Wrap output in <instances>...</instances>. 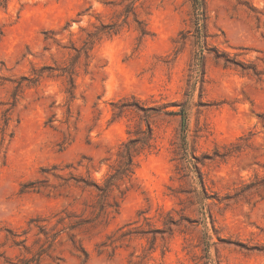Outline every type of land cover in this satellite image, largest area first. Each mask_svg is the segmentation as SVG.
I'll return each instance as SVG.
<instances>
[{"label":"rangeland","instance_id":"rangeland-1","mask_svg":"<svg viewBox=\"0 0 264 264\" xmlns=\"http://www.w3.org/2000/svg\"><path fill=\"white\" fill-rule=\"evenodd\" d=\"M206 1L205 75L190 96L196 50L187 0L137 4L149 36L141 39L130 22L118 35L103 37L77 63L71 103L61 78L23 83L0 134V264H264V186L234 199L241 185L264 177V0ZM120 3L0 0V126L16 82L32 69L70 61L90 25L115 20ZM180 32L187 36L183 42ZM45 34L55 43L45 41ZM67 107L71 118L65 124ZM149 108L161 111L146 117L141 110ZM181 109L184 127L179 115L164 113ZM119 110L124 112L118 117ZM145 122L155 150L140 158L118 215L106 225L69 233L88 251V260L66 234L42 247L35 226L51 235L87 218L90 202L87 192L46 187L55 181L43 183L42 171L67 166L61 174L100 181L118 146ZM32 182L43 187L23 191ZM167 215L177 222L174 233L158 235L149 252L151 234L143 232L162 228ZM121 228L131 234L116 244L113 256L98 254L96 245L107 236L116 239Z\"/></svg>","mask_w":264,"mask_h":264},{"label":"trees","instance_id":"trees-1","mask_svg":"<svg viewBox=\"0 0 264 264\" xmlns=\"http://www.w3.org/2000/svg\"><path fill=\"white\" fill-rule=\"evenodd\" d=\"M144 0H121L119 4L120 12L115 16V20L110 21L109 23L99 22L98 26L91 24L90 26L93 30L86 31L85 38L81 41V46L75 48V55L68 61L66 64L56 67L43 66L39 69H32L30 77H22L18 82L14 92L12 93V102L10 103L11 107L4 110L1 114V126L0 134L4 137L5 132L11 122V109L15 106L17 102V93L23 87V83H26L25 86L30 87L38 84V82L46 78H61L64 82V94L66 96V102L71 103L75 100V90H76V76H77V63L79 59L83 56L85 59H88L89 52L93 47L98 44L103 37H112L118 35L124 28L128 27L130 22L135 25V31L139 34V37L145 38L149 36V31L146 28V25L142 20L139 19L137 13V4H142ZM191 8V26L190 31L188 32L189 37L192 41V46L196 50L194 55V61L190 68V74L188 75L187 80V90L188 96L195 92L198 85H202L203 78L205 75L204 69V54L208 53V33H207V1L206 0H187ZM180 42H183L186 39V34L180 32L179 34ZM45 41L51 40L55 43V40L52 37H48L45 34ZM215 59L224 58L223 54H215ZM225 64L232 63V60L224 58ZM234 65L239 66L242 72L251 73V75L259 78L260 73L249 66L239 65L234 62ZM146 114V117L149 115L158 114L161 110L156 108H149V110H141ZM124 110H119L115 115L120 116ZM166 115H179L181 117V126H185V111L178 110V112H164ZM69 118H71L70 108H66V119L65 124L68 123ZM50 123L53 120H49ZM155 150L154 134L151 125L149 122H145L144 127H138L133 133H129V138L121 143L114 155L111 156V163L107 166V171L103 175L100 181H96L90 176L86 177H75L71 172L66 176L61 174L64 169H68L67 166L57 170L52 168L50 171L43 170L42 173L46 175V180L43 183H48L49 178H52L55 183L49 184L46 187H49L53 191L58 189H74L79 190L84 193L87 192L90 195V202L87 205L89 209V216L84 219L77 220L73 223H68L66 226H63L62 229L57 232L49 235L45 226L38 225L35 226L38 229V235L44 237L45 244L53 242L62 234H66L69 238V241L73 245V248L76 252L80 253L84 260H88L89 253L83 248L80 244L77 245L73 236H69V233L74 230H80L82 228H92L100 224H108L116 215H118L120 210V205L124 200L126 194L131 189L133 185V179L135 172L139 165V160L141 157L151 154ZM58 171V173L56 172ZM60 172V173H59ZM199 183L200 179H199ZM38 182H32L23 186V191L28 192H39L40 188ZM264 186V177L257 178L256 176L250 180L248 183H244L236 190L234 193V199L244 198L249 194H257V191ZM61 196V194H58ZM63 221V220H61ZM60 223V222H58ZM171 216L167 215V221L162 223V228H150L147 232H143V235L149 233L151 234L150 248L149 252L154 251L155 242L157 236L159 235L161 239L165 236L171 237L174 233V226H177ZM118 229L116 233H119V236L116 239H112L111 236H107L104 241L96 245L97 253L102 254L107 252L109 257H112L116 249L120 246L116 245L118 242L124 240L128 237L131 232L123 231ZM44 253V250H40L37 254V258L34 259L35 262H38L41 255ZM22 264H29V262H22Z\"/></svg>","mask_w":264,"mask_h":264}]
</instances>
